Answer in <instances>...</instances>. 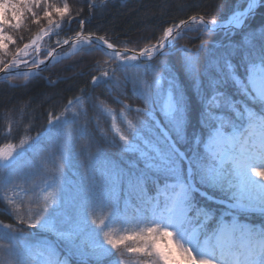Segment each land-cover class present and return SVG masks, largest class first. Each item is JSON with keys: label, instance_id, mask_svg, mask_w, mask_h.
<instances>
[{"label": "snow or ice", "instance_id": "obj_1", "mask_svg": "<svg viewBox=\"0 0 264 264\" xmlns=\"http://www.w3.org/2000/svg\"><path fill=\"white\" fill-rule=\"evenodd\" d=\"M26 15L37 24L47 21V27L11 50L9 45L17 44L11 30L19 29ZM257 15L260 22L254 25ZM70 16L67 3L0 0V73L6 79L22 75L28 81L31 68L39 72L76 52L106 57L91 76L92 88L105 85L103 91L85 97L81 89L59 111L48 110L35 136L27 134L30 122L19 144L0 147L5 213L45 234L28 242L12 224L0 223V238L9 241L0 244V264H264V224L240 220L249 214L264 217V0H236L226 17L174 19L154 40L123 48L107 35L86 32L83 19L80 30L61 39ZM217 32L227 42L211 55L201 57L203 42L196 50L177 47L189 33ZM173 50L182 54L191 96L166 59L159 61V71L152 64ZM192 96L199 105L195 123ZM132 113L134 120L127 119ZM109 117L118 141L100 125ZM100 142L116 147L123 163L106 164L98 190L92 184L69 198L61 178L71 147L92 159ZM29 153L38 160H30ZM37 171L41 181H33L32 188L42 195L33 191L22 203L27 190L17 181ZM117 223L130 227L118 234L109 227Z\"/></svg>", "mask_w": 264, "mask_h": 264}, {"label": "trees", "instance_id": "obj_2", "mask_svg": "<svg viewBox=\"0 0 264 264\" xmlns=\"http://www.w3.org/2000/svg\"><path fill=\"white\" fill-rule=\"evenodd\" d=\"M53 2L59 6L67 3L71 13V16L66 17L64 20L63 31L60 32L61 39L72 37L76 31L80 30L79 22L83 19L86 21L84 25L86 32L92 31L107 35L112 43L123 48L143 46L149 39L154 40L161 33V30L173 22L174 19L178 20L187 18L192 14L205 13L207 14L206 18H210L214 14L218 17H226L232 10L236 0H53ZM89 3L95 4L96 8L90 10ZM69 20H71L70 25ZM259 22L260 17L257 15L256 20L252 23L255 25ZM44 27H47V21L41 20L37 24L33 22L30 15H26L21 27L11 30L17 44L9 45V48L14 50L16 46L28 43ZM55 39L57 37L53 36L52 41ZM52 41H49V43ZM201 42L205 46L204 50L201 51V57L203 58L206 54L211 55L219 48L221 42L226 43L227 40L223 32L203 35L189 33L184 39L178 41L177 47L187 44L189 48L196 50ZM64 51L70 52V48L65 46ZM60 55L63 56V53H60ZM181 55L180 52L173 50L172 55L157 57L152 61V64L159 71V61L166 59L171 66L169 71L173 75L178 74L180 82L189 89V95L191 96V85L185 79L180 66ZM105 59V56L96 51L87 54L76 52L74 55L60 59L59 62L49 63L46 68L42 66V70L31 74L28 81H25L22 75L12 80L0 79V147H5L9 143L19 144L21 136L30 122L31 128L27 134L35 136L46 124L48 110L54 108L59 111L69 99L81 95V89H85V97L89 94L98 95L103 91L105 85H100L95 89L92 88L91 76L96 74L93 66L98 63L102 64ZM163 83L166 84V82ZM115 94V92L112 93V95ZM101 99H104V97H101ZM127 102L133 106L140 105V101L136 99H128ZM107 106L113 111H119L120 107L111 103ZM191 111L192 120L195 123L199 111L195 96H192ZM134 118L135 113L129 114L127 117L131 120H134ZM95 124L96 121L93 120V125ZM100 125L108 132L109 139L116 136V133L110 130V117L107 124L101 120ZM117 126H121L120 121H117ZM9 129H11L10 134ZM116 139L118 141V136H116ZM92 151L96 155L89 159L87 154H79V148L75 144L70 149L69 163L61 178L64 194L69 198L83 195L84 190L92 184H95L98 190V186L102 181L101 173L106 170V164L110 161L123 163L116 147L100 142L99 146L93 147ZM125 156L127 159L133 158L131 154H125ZM28 158L33 162L38 160V157L33 156L31 153L28 154ZM25 171L31 170L26 168ZM33 181L37 185L40 184L39 171L35 175L28 176L24 181H17L27 190L23 194L22 203L27 202L33 191L42 195L39 187L32 188ZM210 194L217 195L216 193ZM201 202L203 203V201ZM215 206L209 205V207ZM5 207L4 203H0V223L12 224L28 242H35L42 235H45L37 229H29L16 224L13 217L5 213ZM240 220L260 226L264 224V217L259 214L241 216ZM109 227L119 234L123 228L130 226L117 223L110 224ZM2 233L3 230H0V236H2ZM0 244L8 245L9 241L0 238ZM0 255H3V253H0ZM72 264H75V260L72 261ZM104 264H108L107 260L104 261Z\"/></svg>", "mask_w": 264, "mask_h": 264}, {"label": "rangeland", "instance_id": "obj_3", "mask_svg": "<svg viewBox=\"0 0 264 264\" xmlns=\"http://www.w3.org/2000/svg\"><path fill=\"white\" fill-rule=\"evenodd\" d=\"M70 52H71V51H70ZM21 71H22V72H23V71H29V69H21ZM30 71H31V74H33L34 72H36L34 68H31ZM124 130H126V125H125V127L122 129V131H124ZM257 179H259V178H257ZM261 182L264 183V181H261ZM241 222L251 224L250 222H246V221H241ZM251 225H253V224H251ZM254 226L259 227L258 225H254ZM165 242H166V241H165Z\"/></svg>", "mask_w": 264, "mask_h": 264}, {"label": "water", "instance_id": "obj_4", "mask_svg": "<svg viewBox=\"0 0 264 264\" xmlns=\"http://www.w3.org/2000/svg\"><path fill=\"white\" fill-rule=\"evenodd\" d=\"M5 78L3 73H0V79Z\"/></svg>", "mask_w": 264, "mask_h": 264}]
</instances>
